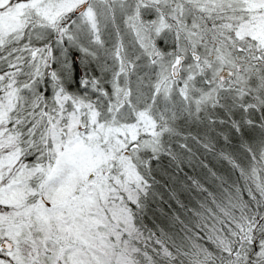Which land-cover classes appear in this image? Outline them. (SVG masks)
Masks as SVG:
<instances>
[{
  "label": "snow or ice",
  "instance_id": "1",
  "mask_svg": "<svg viewBox=\"0 0 264 264\" xmlns=\"http://www.w3.org/2000/svg\"><path fill=\"white\" fill-rule=\"evenodd\" d=\"M0 264H264V0H0Z\"/></svg>",
  "mask_w": 264,
  "mask_h": 264
},
{
  "label": "trees",
  "instance_id": "2",
  "mask_svg": "<svg viewBox=\"0 0 264 264\" xmlns=\"http://www.w3.org/2000/svg\"><path fill=\"white\" fill-rule=\"evenodd\" d=\"M221 148H226L230 152L233 151L231 145H225L222 138L218 140L216 150L218 151ZM198 156L199 160H194L191 166L185 161L181 165L184 172L180 173H176L175 165L168 167L169 161L167 158L164 159V168L162 170H166L170 175H175L176 179L173 181L168 177L158 174V179L161 180V184L166 186H157V191L160 196L156 198L155 203H150V210L148 216L145 218V223L148 224L149 227H153V221H155V224L159 225L169 234L178 232L182 225L178 221L172 219L174 210L178 212L181 220L185 222L188 221V216H190L191 213L185 216L184 211L178 208L175 200L170 199V190L175 191L177 198L189 207H197L196 201L204 199L206 193L199 192L192 187V182L187 180V177L184 175L185 172L188 176L198 180L204 187L217 194L220 192V188L218 187L220 181L211 176L209 168L218 176L223 177L229 182L236 178L230 166L225 161L218 158L215 152L205 153L203 149H200ZM200 160L207 164L208 167H203L199 163ZM185 184H187L188 187H184Z\"/></svg>",
  "mask_w": 264,
  "mask_h": 264
}]
</instances>
